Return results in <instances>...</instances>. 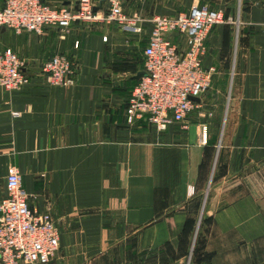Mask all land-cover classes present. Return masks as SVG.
Here are the masks:
<instances>
[{"label": "crops", "instance_id": "1", "mask_svg": "<svg viewBox=\"0 0 264 264\" xmlns=\"http://www.w3.org/2000/svg\"><path fill=\"white\" fill-rule=\"evenodd\" d=\"M235 1L127 0L125 10L176 15L206 2L234 17ZM241 4L238 42L234 24L206 40L203 63L215 72L190 124L162 131L126 122L143 70L139 35L76 21L66 32L0 29V49L18 53L30 79L0 89V199L14 165L31 208L51 212L60 229L49 264H264V0ZM56 53L75 60L70 85H51L41 71Z\"/></svg>", "mask_w": 264, "mask_h": 264}, {"label": "built area", "instance_id": "2", "mask_svg": "<svg viewBox=\"0 0 264 264\" xmlns=\"http://www.w3.org/2000/svg\"><path fill=\"white\" fill-rule=\"evenodd\" d=\"M105 11H96L94 0H80L76 7H54L43 0H4L0 29L21 34L41 33L45 26L68 31L73 22L116 24L139 35L143 43V75L125 101L126 122H143L157 131L171 123L187 128L201 98L211 87L213 67L203 57L212 28L233 22L224 10L198 5L176 15L127 13V0H107ZM262 2L263 0H253ZM107 41V36L103 37ZM80 46L76 41L75 47ZM25 62L11 47L0 49V89L7 93L30 82ZM76 63L72 56L56 53L44 61L41 71L51 85L74 82ZM15 114H18L15 112ZM210 120L199 123V142L209 140ZM6 195L0 199V264H49L59 249L60 229L51 212L31 208L19 169L11 165Z\"/></svg>", "mask_w": 264, "mask_h": 264}, {"label": "rangeland", "instance_id": "3", "mask_svg": "<svg viewBox=\"0 0 264 264\" xmlns=\"http://www.w3.org/2000/svg\"><path fill=\"white\" fill-rule=\"evenodd\" d=\"M199 3L200 4H198V5L206 4V5L210 6V7H211V5H214V4L215 5H218L216 3H206V2H203V3L202 2H199ZM243 9H244V6H242L241 0H236L235 3H234V8H232V11L234 12L233 13L234 14V17L232 16L233 22H231V23H224L225 25L234 24V26H235L234 29H233V32H232V37H233V41L232 42H233V44H236L238 42V39H239V31H238V28L236 26H237V24H238V22L240 20V14L242 13V10ZM229 14L230 13H228V16L227 17L231 16ZM233 53H234V50H233ZM226 107L227 106L224 107L225 110L227 109ZM223 123H224V121H223V116H222L221 117V120H220V129H219L220 131H219V133L222 132L221 131V128H222V124Z\"/></svg>", "mask_w": 264, "mask_h": 264}, {"label": "water", "instance_id": "4", "mask_svg": "<svg viewBox=\"0 0 264 264\" xmlns=\"http://www.w3.org/2000/svg\"><path fill=\"white\" fill-rule=\"evenodd\" d=\"M101 9L100 6H96L95 10L99 11ZM143 75H145V71H140L138 72V74L136 75V79H140ZM193 100H195L196 102H200V98L199 97H192Z\"/></svg>", "mask_w": 264, "mask_h": 264}]
</instances>
